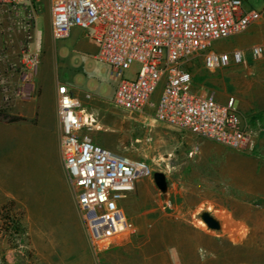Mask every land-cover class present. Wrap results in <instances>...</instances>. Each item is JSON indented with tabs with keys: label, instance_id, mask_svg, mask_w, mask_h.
<instances>
[{
	"label": "rangeland",
	"instance_id": "rangeland-1",
	"mask_svg": "<svg viewBox=\"0 0 264 264\" xmlns=\"http://www.w3.org/2000/svg\"><path fill=\"white\" fill-rule=\"evenodd\" d=\"M263 8L264 0L245 3L246 10ZM263 41L261 23L215 43L213 49L246 51ZM97 53L90 33L77 28L67 38L53 39L50 0H33L32 10L19 14L0 10V264H264V179L254 186L241 173L234 206L241 218L219 219L221 230H209L199 217L206 210L199 188L185 192L182 184L172 185L173 180H183V172L172 167L183 163L175 149L187 132L157 121L153 110L139 115L115 107L117 82L112 68L99 61ZM187 68L194 85L215 91L217 99L234 98L239 110L241 103L252 104V113L246 115L248 128L263 138L258 137L249 152L228 149L239 154L241 167L255 165L264 171V59L248 58L246 64L211 74L198 57ZM138 71L139 66L133 65L125 78L133 79ZM245 76L254 86L251 93L244 88ZM59 84L79 95L85 115L96 120L87 127L95 143L145 160L154 173L162 172L169 179L165 193L154 177L142 180L150 183L152 192L143 200L148 205L141 218L144 230L133 219L135 233L98 261L90 252L63 167ZM163 89L164 82L151 102L157 103ZM8 216L17 220L18 230L12 225L11 232L5 231ZM247 227L249 234L243 230ZM229 229L232 234L223 235ZM207 234L215 237L213 252L202 247Z\"/></svg>",
	"mask_w": 264,
	"mask_h": 264
},
{
	"label": "built area",
	"instance_id": "built-area-1",
	"mask_svg": "<svg viewBox=\"0 0 264 264\" xmlns=\"http://www.w3.org/2000/svg\"><path fill=\"white\" fill-rule=\"evenodd\" d=\"M247 1L50 0L51 33L54 40L67 38L76 28L90 33V41L98 47L97 59L112 68L117 82L115 107L139 115L153 110L161 123L249 152L256 138L245 125L236 100L220 103L215 91L194 85L187 68L198 57L211 74L246 64L248 58L264 59V42L246 51L213 49L215 43L264 23V8L246 10ZM32 7L33 0H0V10L18 14ZM135 64L139 71L126 79L125 73ZM163 82L157 103L151 102ZM57 99L63 167L90 252L98 261L135 233L123 202L135 184L153 178L154 171L145 160L95 143L87 127L96 120L85 115L69 87L59 84Z\"/></svg>",
	"mask_w": 264,
	"mask_h": 264
},
{
	"label": "crops",
	"instance_id": "crops-1",
	"mask_svg": "<svg viewBox=\"0 0 264 264\" xmlns=\"http://www.w3.org/2000/svg\"><path fill=\"white\" fill-rule=\"evenodd\" d=\"M234 69L243 70L240 68ZM250 74L248 73V75ZM244 79L245 81L248 79V83H246L244 88H249L248 91L251 93V87L254 86L250 83L248 76H245ZM73 95L79 98V95L74 91ZM218 100L220 103H226L227 97L221 96ZM251 105L248 106L244 103L240 105V113L247 127L246 115L252 113L250 112L252 109ZM188 133H185L181 141L177 142L175 149V151L180 152L183 163L177 167H172L173 171L179 170L183 172V180H173L172 185L182 184L185 192L188 189L199 188L200 194L203 196L200 203L205 204V209L207 211L211 210L214 213L211 215L218 220L240 219L241 217L235 214L234 206L238 202V183L241 173L246 174L247 179L255 186L257 182H262L264 179L263 169L255 167V165L253 167H241L239 154L228 149L229 147L218 145L211 140ZM255 136L256 139L258 137L259 139L263 138V134H259V132ZM168 183L169 179H167ZM151 194L150 183L141 180L135 184L134 190L128 199L123 202V208L129 219L131 221L134 219L141 230H144V223L141 218L148 210V205L143 200ZM243 230L249 234L250 229L248 227ZM145 232L143 231V233ZM245 232L239 231V234H246ZM231 234L230 229L223 233V235ZM202 247L207 252H213L215 249V237L207 234L205 244Z\"/></svg>",
	"mask_w": 264,
	"mask_h": 264
},
{
	"label": "water",
	"instance_id": "water-1",
	"mask_svg": "<svg viewBox=\"0 0 264 264\" xmlns=\"http://www.w3.org/2000/svg\"><path fill=\"white\" fill-rule=\"evenodd\" d=\"M154 181L157 188L165 193L167 191V178L166 175L162 172L154 173ZM200 220L207 226V228L211 231H220L222 228L221 222L215 218L211 213L207 210L202 211L200 213Z\"/></svg>",
	"mask_w": 264,
	"mask_h": 264
},
{
	"label": "trees",
	"instance_id": "trees-1",
	"mask_svg": "<svg viewBox=\"0 0 264 264\" xmlns=\"http://www.w3.org/2000/svg\"><path fill=\"white\" fill-rule=\"evenodd\" d=\"M3 224L6 226L5 231L8 233L11 232L10 228H12V225L14 226L15 230H18L19 227L17 220L11 216L6 217Z\"/></svg>",
	"mask_w": 264,
	"mask_h": 264
},
{
	"label": "bare ground",
	"instance_id": "bare-ground-1",
	"mask_svg": "<svg viewBox=\"0 0 264 264\" xmlns=\"http://www.w3.org/2000/svg\"><path fill=\"white\" fill-rule=\"evenodd\" d=\"M262 247V246H261ZM262 254V253H261ZM262 256V255H261ZM263 258V257H262Z\"/></svg>",
	"mask_w": 264,
	"mask_h": 264
}]
</instances>
